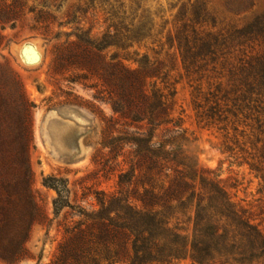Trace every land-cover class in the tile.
I'll use <instances>...</instances> for the list:
<instances>
[{
  "label": "rangeland",
  "instance_id": "1",
  "mask_svg": "<svg viewBox=\"0 0 264 264\" xmlns=\"http://www.w3.org/2000/svg\"><path fill=\"white\" fill-rule=\"evenodd\" d=\"M122 2L124 8L118 7ZM109 14L131 27L129 40L103 36L118 20ZM253 18H264V0H0V150L16 183L25 159L20 87L35 104L28 158L46 215L31 227L26 257L11 264H51L66 231L100 208L117 190L120 170L127 169V148L110 152L100 144L101 119L114 116L102 100L104 56L157 76L150 81L180 126L178 161L211 171L264 236V163L256 124L239 117L224 126L201 118L198 105L223 78L187 76L172 42L184 25L187 32L223 33ZM167 264L196 262L185 257Z\"/></svg>",
  "mask_w": 264,
  "mask_h": 264
},
{
  "label": "trees",
  "instance_id": "2",
  "mask_svg": "<svg viewBox=\"0 0 264 264\" xmlns=\"http://www.w3.org/2000/svg\"><path fill=\"white\" fill-rule=\"evenodd\" d=\"M109 15L118 20L103 36L129 40L131 27ZM172 42L187 76L223 78L203 96L200 117L224 126L250 118L264 163V18L223 33L187 32L184 25ZM101 70L102 100L114 116L101 119L100 144L110 152L127 148V169L120 170L117 190L100 208L66 231L51 264H167L185 257L196 264H264L261 230L236 207L220 179L178 161L180 126L165 95L150 81L157 76L106 56ZM20 90L25 159L16 183L0 150V259L9 264L26 257L32 225L46 218L28 158L35 104ZM3 112L0 103V141Z\"/></svg>",
  "mask_w": 264,
  "mask_h": 264
}]
</instances>
